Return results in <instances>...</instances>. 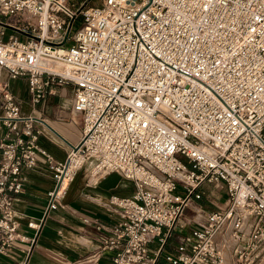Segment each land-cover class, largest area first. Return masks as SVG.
Returning <instances> with one entry per match:
<instances>
[{"label":"built area","instance_id":"2783aa9c","mask_svg":"<svg viewBox=\"0 0 264 264\" xmlns=\"http://www.w3.org/2000/svg\"><path fill=\"white\" fill-rule=\"evenodd\" d=\"M86 1L0 0V22L18 28L0 23V251L34 241L13 219L22 168H47L54 208L89 163L91 181L132 184L107 197L109 264H156L171 236L165 264H264V0ZM18 76L32 103L71 85L81 126L62 159L20 113L6 81ZM204 184L223 186L221 209L190 208Z\"/></svg>","mask_w":264,"mask_h":264},{"label":"crops","instance_id":"0c3cea01","mask_svg":"<svg viewBox=\"0 0 264 264\" xmlns=\"http://www.w3.org/2000/svg\"><path fill=\"white\" fill-rule=\"evenodd\" d=\"M6 81L20 113L32 117L37 144L55 159H62L67 145L78 139L81 126L80 115L71 107V85L54 84L53 93H46L32 103L24 76ZM66 93L69 96L66 102L60 101V95L66 96ZM6 129L0 122V139ZM89 166L85 163L76 170L62 196L55 200L54 208L47 207L46 192L53 184L47 168L37 163L32 168L21 169L22 190L12 196L13 219L17 230L33 237L34 241L28 250L27 241L13 242L5 251H0V264L110 263L112 251L99 249L100 236L116 219L115 206L108 203L107 197L110 193L128 194L132 184L117 172H108L91 181ZM194 205L204 210H218V205L205 202L201 197ZM32 219L38 224L36 228L26 223Z\"/></svg>","mask_w":264,"mask_h":264},{"label":"rangeland","instance_id":"374dc122","mask_svg":"<svg viewBox=\"0 0 264 264\" xmlns=\"http://www.w3.org/2000/svg\"><path fill=\"white\" fill-rule=\"evenodd\" d=\"M66 1L69 4H72V6L75 7V8L77 7V5L80 2V0H66ZM86 2H87V4H91V3H97L98 0H87ZM1 19H3V18H1ZM80 22H81L80 16H76L73 19V21H72L71 28L69 29V34L72 33L75 30V28H77L79 26ZM69 42H70V38L68 37L64 41V43L65 44H68ZM69 92H70V90H69ZM60 97L63 98V99L60 98V101L63 100V101L66 102V100H67V98L69 96H68V94L66 96L61 94ZM201 188L203 189V194H202V197L201 198L205 202H209L210 204H213V205L215 204V206L218 205V209H221L222 206L224 205V201H225V194H224L223 186H219V185L213 186L211 184H204L203 186H201ZM194 202H195V200H191V203L189 204L190 208L194 205ZM186 213L188 215H190L191 214V211L189 209H187L186 210ZM173 245H174V238H173V236H171L167 240V243L165 245V249L172 250L173 249Z\"/></svg>","mask_w":264,"mask_h":264},{"label":"trees","instance_id":"16d2710c","mask_svg":"<svg viewBox=\"0 0 264 264\" xmlns=\"http://www.w3.org/2000/svg\"><path fill=\"white\" fill-rule=\"evenodd\" d=\"M163 251H165V248H163V250L161 251V253L159 254V256H158V259H157V263L156 264H165L163 261V258H162V253H163Z\"/></svg>","mask_w":264,"mask_h":264},{"label":"water","instance_id":"95a60500","mask_svg":"<svg viewBox=\"0 0 264 264\" xmlns=\"http://www.w3.org/2000/svg\"><path fill=\"white\" fill-rule=\"evenodd\" d=\"M0 23H2L3 25H5V26H7V27H9V28H12V29L18 30L17 27L12 26V25H10V24L4 23V22H0Z\"/></svg>","mask_w":264,"mask_h":264},{"label":"bare ground","instance_id":"6f19581e","mask_svg":"<svg viewBox=\"0 0 264 264\" xmlns=\"http://www.w3.org/2000/svg\"><path fill=\"white\" fill-rule=\"evenodd\" d=\"M59 64V63H58ZM56 67H59L60 65H55ZM91 178L94 179L95 176H93V174L91 175ZM66 187H64V191H65Z\"/></svg>","mask_w":264,"mask_h":264}]
</instances>
